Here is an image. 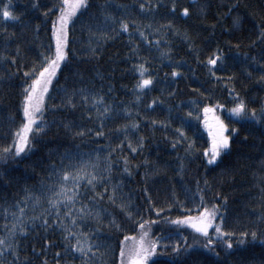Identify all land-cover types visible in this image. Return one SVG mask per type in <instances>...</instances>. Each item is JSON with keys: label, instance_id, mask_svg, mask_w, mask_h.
Here are the masks:
<instances>
[{"label": "trees", "instance_id": "obj_1", "mask_svg": "<svg viewBox=\"0 0 264 264\" xmlns=\"http://www.w3.org/2000/svg\"><path fill=\"white\" fill-rule=\"evenodd\" d=\"M152 2L157 6L145 11L139 8V4L145 3L147 8L148 0H90L89 7L78 11L73 18L75 23H70L68 48L76 51H69V66L83 75L73 81V78L66 77L65 71L58 70L59 78H53L49 93L45 94V105L60 102L66 81L69 89L73 82L76 87L83 84L88 93L103 95L104 104L116 110L104 121L105 135H72L79 127L91 128L93 132L99 130L95 122L85 115V108L92 109L91 104L85 106L81 103L75 108L64 107L55 111L46 107L44 118L51 121L55 117L60 126L52 125L25 158L15 160L9 156L0 162V171L7 173L5 179L11 178L7 185L0 183V204L5 200L12 203L24 196L26 185H38L39 177L45 176L47 171L46 148L56 144L83 153V159L89 162L88 171L94 168L107 177L109 187L120 181L116 203L113 204L106 197L99 199L95 207L100 209V217L88 219L81 225L83 231L89 232L87 237H82L86 243H105L93 257V264H115L120 240L127 235L125 247H131L135 243L132 234L139 235L137 225L141 219L150 222L147 230L152 238L167 235L173 242L192 243L194 230L189 225L173 224L171 218L197 214L195 204L200 203L199 194L193 198V193H196L198 181L206 202L210 203L217 191L222 196H228L226 218L220 221L226 230L240 232L256 228L264 233V204L259 199L260 181L264 178V120H240L229 112L236 102L234 96L229 95L233 85L248 107H256L259 111V105L264 100V84L255 79L259 71L253 70V75L249 77L242 67L244 53L249 54V59L253 53L258 58L264 54V41L250 43L257 36V23H264V0H175L174 11L171 8L173 0ZM57 3L58 0H37V5L33 6L32 0H0V29H4L0 31V53H6V57L0 60V71H15L17 65H12L8 60L12 55H17V64L22 60L25 67L39 59L40 51L49 44L51 25L56 15V10L45 15L43 9ZM4 5H8L12 16H2ZM125 5L127 7H123ZM183 7L189 8V14L180 12ZM104 12L111 13L116 22H105ZM237 15L241 17V23L234 26L232 19ZM121 19L129 23V31L119 29ZM167 21L172 24L168 25ZM36 24L40 27L36 28ZM113 28L117 29L118 35L113 36ZM137 28L142 29L145 35L141 36ZM89 29L96 35H91ZM102 32H107L113 38H104L100 35ZM185 34L190 37L189 40H185ZM90 42L98 56L85 55ZM190 43L193 45L191 48ZM133 44L139 49L136 55L129 53ZM17 45L22 55L16 53ZM217 46L223 50L224 59L215 66H208L207 58ZM165 49L170 51L162 55ZM138 63H144L148 73L154 77L153 84L146 86V90L135 88L139 78V73L135 71ZM172 67H178L182 74L177 78L171 77ZM209 67L217 71V77L208 74ZM24 79L22 68L10 80L5 78L0 81V148L12 141L14 129L22 122ZM173 88L176 92L169 96ZM155 97H159V100L148 107L149 101ZM205 104L217 105L207 114L209 123L213 122L215 115L238 130V134L227 133L234 138L231 150L215 166L207 165L203 156V149L208 147L210 139L202 111ZM61 120L71 122V131L63 127ZM153 120L167 123L153 124ZM130 121L140 122L137 128L128 132L134 144L139 136L145 138L143 148L135 153L127 146V140L120 144L124 138L123 132L116 130L117 125ZM180 128L183 129L182 134L177 131ZM245 133L247 140L240 143ZM181 136L185 139H181ZM188 140L194 145L191 152H186ZM109 145L116 146V151L112 152ZM97 154L100 159L96 158ZM105 155L111 157L110 173L101 172L108 163L103 158ZM125 155L129 159L131 175L122 171V157ZM53 159L59 161V157ZM52 179L58 182V177ZM205 179L212 185L211 189L205 187ZM80 183L83 185L86 181ZM145 186L152 197L153 206H149L144 199L146 194L142 189ZM103 187L104 184L99 183L96 191H101ZM173 191L175 198L171 195ZM88 194L91 195V192ZM127 198L132 201L129 208L131 217L117 206ZM44 199L46 201V195ZM83 199L84 196L81 197ZM168 204L172 206L167 207ZM44 206L42 202L33 208L29 202L28 214L39 213ZM156 207L162 211L156 212ZM109 214L116 217L119 229L108 223ZM90 228H97L99 233L90 231ZM214 230L209 228V232ZM0 234H3L2 228ZM18 237L23 239L32 264H40L41 255L33 253L32 248L33 245L42 248L44 235L30 231L26 235L18 234ZM47 239L55 241V247L47 249L51 257L49 264H54L57 249L62 253L59 257L61 264H80V254L65 249L64 245L68 242L62 239L60 229L49 231ZM108 245H111L110 249H107ZM217 251L221 250L217 248ZM199 254L200 264H264V242L257 237L246 245L234 243L233 249L221 252L219 257L204 250H200ZM152 260L156 264H164L157 256L151 257L149 264ZM184 264H191L190 259Z\"/></svg>", "mask_w": 264, "mask_h": 264}, {"label": "snow or ice", "instance_id": "obj_2", "mask_svg": "<svg viewBox=\"0 0 264 264\" xmlns=\"http://www.w3.org/2000/svg\"><path fill=\"white\" fill-rule=\"evenodd\" d=\"M33 6L37 5V0H32ZM90 0H58L57 4L52 5L51 8L45 7L43 12L47 15L50 11L56 10V15L53 18L51 25V33L49 38V44L47 48H42L39 53V59L34 60L30 66L25 67L21 60L17 64V55H12L8 58L12 65H17L14 72H2L0 71V81L5 78L11 79L13 75L19 72L23 68L24 81L22 82V122L14 129L12 141L0 148V162L5 161L9 156L15 160L23 159L26 155L37 147V143L41 141L45 133L49 131L52 125L60 126L57 123V118H53L51 121L44 118L45 108H50L55 111L64 107L75 108L79 104L83 103L85 106L91 104L92 109L85 108V115L89 120L95 122V126L98 127V131H94L91 128L79 127L78 131L73 132V136H85L91 133L97 137H103L105 135L104 121L111 117L114 109L109 105L104 104V96L95 93L90 94L87 91L85 85L81 84L79 87L73 86L69 89L67 81L63 86V94L61 100L55 105H45V94L49 93V86L53 81V78H59L57 75L58 70L65 71V75L68 78L82 77L83 73L78 69L69 66V51L75 53V49H69L70 43V23L74 24V17L78 14V11L86 10L89 7ZM157 5L148 0L147 8L145 3H140L139 8L141 10L153 9ZM123 7H127L126 5ZM171 8L174 11L176 9L175 0L171 4ZM180 12L184 15L189 14V8L183 7ZM3 17L12 16L8 10V5H4L2 10ZM104 21L116 22V18L109 12H104ZM16 19L17 17H12ZM135 24V21H132ZM171 25V21L166 22ZM232 23L234 26H239L241 23L240 16H233ZM36 28L40 25L36 24ZM150 27V25H149ZM174 27V26H173ZM119 29L129 31V23L125 20H119ZM141 36L145 33L142 29L137 28ZM4 31V29H0ZM91 35H96L95 32H91ZM113 36L118 35L117 29H112ZM102 35L106 39H112L107 32H102ZM99 38V37H97ZM185 40H189L190 37L185 34ZM257 41H264V23H257V36L255 40L250 43L255 44ZM7 45H5L6 47ZM189 47H193L190 43ZM237 49L239 43L236 44ZM139 49L138 46L133 44V47L129 49V53L136 55ZM170 51V49L162 50V55ZM16 53L22 55L20 46H16ZM85 55L98 56L94 45L89 43L88 51ZM127 55V53H126ZM6 57V53H0V60ZM170 59V57H168ZM146 59V58H145ZM224 59L223 50L217 46L212 54L207 58L208 66H215L222 62ZM242 67L244 72L251 77L253 70L259 71V75L255 79L264 84V54L259 58L253 53L249 59V54L244 53ZM135 71L139 73V78L135 84L136 89L146 90V86L153 84L154 77L148 73V69L144 63H138L135 66ZM182 74L178 67H172L170 75L173 78H177ZM208 74L212 77H217V71L212 67L208 68ZM234 75V74H233ZM231 79V77H229ZM60 88V86H57ZM199 91V89H196ZM111 91V88H109ZM176 89L173 88L168 93L169 96L174 95ZM229 95L234 96L235 103L229 109L232 117L239 118L240 120L249 121H261L264 120V100L259 105V111L256 107H248L243 97L235 91V86H232ZM139 99V97H136ZM159 97L153 98L149 101L148 107L156 103ZM218 104V102H217ZM217 105L205 104L202 111L205 113V127L209 129V144L208 147L203 149V156L205 157V163L207 165L215 166L219 163V159L227 152L231 150V143L234 139L227 133H237L238 130L235 126L226 124L224 120L219 116H213L212 123L208 122L207 114L212 112ZM223 107V105H219ZM93 109L95 114H93ZM102 109V110H101ZM125 111H130L125 109ZM191 115V113H188ZM39 122V123H37ZM63 127L71 131L72 124L70 121L61 120ZM139 121H130L122 125H117L116 130L123 132V140L120 141L122 145L127 140V146L131 152L135 153L137 150L142 149L144 145V137L139 136L137 141L133 142L129 138L128 132L130 129L137 128ZM155 123H167L166 121H152ZM111 131V130H109ZM179 133H183V129L177 130ZM32 133V135H29ZM181 139L185 137L181 136ZM247 140V133L240 141L244 143ZM112 152L116 151V146L109 145ZM194 148L193 142L188 140V147L186 152H191ZM47 156V171L45 176L39 177L38 185H26L24 188V196L15 199L12 203H8L7 200L3 204H0V211L3 214V221L0 222V228L3 229V234H0V264H32L31 258L27 255V250L24 247L23 239L18 237V234L26 235L28 232L33 231L37 234H43L44 240L42 248H36L33 245L32 251L35 254L41 255L40 264H49L51 257L48 256L47 249L49 247H55V241L47 239L49 231H55L60 229L62 233V239L67 241L64 245L65 249L74 250L75 253L80 254V264H93V257L97 254L100 247H104V241H93L91 244L85 242L82 237H87L89 232L83 231L81 225L88 219H97L100 217V209L95 207L99 203V199L106 197L113 204L116 203V190L120 185V181L108 186V178L102 175L93 168L92 171H88L89 162L83 159V153L74 152L68 147H63L59 144L49 146L46 148ZM77 156L80 158L77 159ZM53 157H59V161L53 159ZM97 159H100L97 154ZM108 161L107 166L101 170V172L110 173L112 170L111 157L105 155L103 157ZM124 162L123 172H127L131 175V169L129 167V159L125 155L122 157ZM119 160H117V163ZM226 174V170H225ZM6 172L0 171V183L7 185L8 180L5 179ZM148 175V174H145ZM47 177V179H45ZM58 177V182H54L52 178ZM231 178V177H229ZM223 179V176H222ZM86 181L81 185L80 181ZM99 183H103L104 187L101 191L97 192L96 189ZM69 184L71 186H69ZM196 193H193V198L199 194L200 203L195 204L197 208L196 215L188 216H176L171 218V222L177 225H189L194 230V239L192 243L185 242L181 244L179 242H173L167 238V235L155 238L150 237L149 221L140 220L137 227L140 229L139 235L133 233L132 238L135 243L131 247H125V242L128 239L126 235L119 242L118 259L115 264H149L150 258L157 256L164 264H184L186 260L191 261V264H200V250H204L211 253L215 257H219L221 252L234 248L235 245H246L249 242L255 241L259 237L260 241L264 242V233L258 232L256 228L244 229L240 232H233L226 230L221 220L226 218L228 208V196L221 195L219 191L215 193V198L209 203L205 201L203 190L199 187V181L197 182ZM204 185L208 189L212 188V185L207 179L204 180ZM36 189V190H34ZM83 189V190H82ZM89 191L91 195H89ZM142 191L146 194L144 199L149 206H153L154 202L152 197L148 195V188L145 186ZM260 203L264 204V178L260 181ZM47 196L45 201L44 197ZM172 197H176L175 191L171 193ZM84 196L85 199L81 200ZM217 200L219 202H217ZM31 202L33 208L39 206L42 202L44 207L41 208L39 213L28 214V203ZM132 205L130 198L123 199L117 206L125 212L128 217L132 216V212L129 208ZM203 205V206H201ZM168 204L167 207H171ZM156 212H161L159 207L155 208ZM110 215L108 223L113 227L119 229L120 225L116 222V217ZM259 218V217H258ZM212 227L215 230L209 232V228ZM90 231L99 233L97 228H90ZM185 241L187 238H184ZM75 241V242H73ZM161 241H164L163 243ZM111 245L107 246L110 249ZM219 248L221 251H217ZM159 249V250H158ZM91 253L92 255H89ZM62 255L59 249H57L55 256L57 257L54 264H61L59 257ZM67 264V262H66ZM151 264H156L155 260L151 261Z\"/></svg>", "mask_w": 264, "mask_h": 264}]
</instances>
